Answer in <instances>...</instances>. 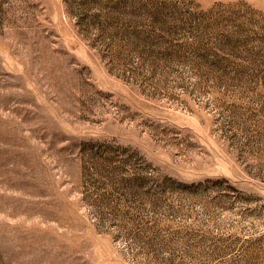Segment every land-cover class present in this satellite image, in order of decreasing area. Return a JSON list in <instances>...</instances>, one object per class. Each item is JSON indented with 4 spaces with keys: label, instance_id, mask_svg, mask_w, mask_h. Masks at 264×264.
<instances>
[{
    "label": "rangeland",
    "instance_id": "obj_1",
    "mask_svg": "<svg viewBox=\"0 0 264 264\" xmlns=\"http://www.w3.org/2000/svg\"><path fill=\"white\" fill-rule=\"evenodd\" d=\"M0 264H264V0H0Z\"/></svg>",
    "mask_w": 264,
    "mask_h": 264
}]
</instances>
